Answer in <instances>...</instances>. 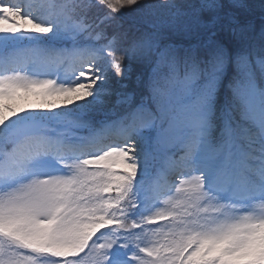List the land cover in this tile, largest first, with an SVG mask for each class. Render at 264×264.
<instances>
[{
	"label": "snow or ice",
	"instance_id": "snow-or-ice-1",
	"mask_svg": "<svg viewBox=\"0 0 264 264\" xmlns=\"http://www.w3.org/2000/svg\"><path fill=\"white\" fill-rule=\"evenodd\" d=\"M0 264H264V0H0Z\"/></svg>",
	"mask_w": 264,
	"mask_h": 264
},
{
	"label": "rangeland",
	"instance_id": "rangeland-1",
	"mask_svg": "<svg viewBox=\"0 0 264 264\" xmlns=\"http://www.w3.org/2000/svg\"><path fill=\"white\" fill-rule=\"evenodd\" d=\"M39 101L37 100L36 97H29L26 101H9V100H4L3 103L5 105L11 106V107H19V106H23V107H29L30 105H35L36 103H38ZM8 115H11V113H8Z\"/></svg>",
	"mask_w": 264,
	"mask_h": 264
}]
</instances>
